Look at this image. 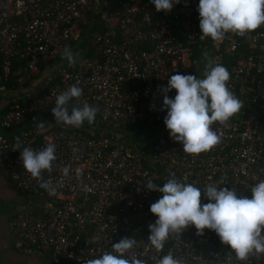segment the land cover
I'll return each mask as SVG.
<instances>
[{
  "label": "built area",
  "instance_id": "obj_1",
  "mask_svg": "<svg viewBox=\"0 0 264 264\" xmlns=\"http://www.w3.org/2000/svg\"><path fill=\"white\" fill-rule=\"evenodd\" d=\"M198 5L180 0L170 12H157L151 0H0V83L12 78L15 84L0 90L20 89L0 125L9 132L0 135V168L24 197L11 226L17 252L46 256L52 264H84L127 237L136 245L125 258L134 254L143 264H157L169 252L181 264H229V246L208 229L197 235L190 225L170 234L160 251L148 240L157 219L150 206L162 196L146 188L148 181L162 186L175 174L202 192L211 184L251 199L252 187L264 180V25L243 36L201 40ZM66 47L79 53L75 65L62 58ZM200 51L227 68V86L243 106L212 125L218 145L193 155L166 129L161 89L176 73L203 78ZM15 57L23 64L13 71ZM71 85L82 95L69 111L87 103L97 109L94 123L55 122L56 96ZM41 122L45 128L37 129ZM157 123L151 142L137 136L141 147L127 142L130 127ZM55 125L61 129L49 133ZM16 142L33 150L55 144L57 159L51 173H43L55 195L23 169L20 151L12 150ZM208 202L202 193L201 204ZM230 264H264V254L239 261L233 253Z\"/></svg>",
  "mask_w": 264,
  "mask_h": 264
},
{
  "label": "clouds",
  "instance_id": "obj_2",
  "mask_svg": "<svg viewBox=\"0 0 264 264\" xmlns=\"http://www.w3.org/2000/svg\"><path fill=\"white\" fill-rule=\"evenodd\" d=\"M180 0H151L157 12H170ZM200 39L211 38L222 41L229 32L237 35L257 30L264 25V0H199ZM79 53L66 47L62 58L69 65H75ZM203 78L194 75L176 73L167 79L164 93L163 109L167 111L164 118L170 137L182 144L187 154L198 155L207 152L220 143V137L212 129L215 122L225 123L242 108L240 101L227 83L230 73L224 66L214 63L207 52ZM176 91L174 98L167 93ZM82 95V89L76 85L69 86L56 96L52 114L55 122L66 126L80 128L85 121L92 124L97 109L85 103L82 107L69 104ZM37 129L45 128L44 123L36 125ZM18 141V138H17ZM13 151H20L23 169L36 179L39 186L56 194V186L50 177L45 180L43 173H51L53 162L57 159L54 143H48L39 150L22 147L19 142L13 144ZM79 149L73 148V153ZM65 177L69 169H63ZM150 191L162 194L161 198L150 206V212L157 217L149 225L150 245L157 251L163 249L164 242L170 234L179 233L188 226H194L197 235L204 230L214 231L222 244L229 246L227 255L229 264L233 259L246 261L250 254H264V180H260L251 189V199L238 197L234 189L208 185L202 190L192 183H184L175 178V174L162 186L151 181L145 184ZM85 191H90L84 186ZM209 202L201 204V195ZM136 245L133 238H122L112 246L111 251L104 252L98 258L88 259L84 264H143L136 255L125 258ZM157 264H181L171 252L157 261Z\"/></svg>",
  "mask_w": 264,
  "mask_h": 264
},
{
  "label": "rangeland",
  "instance_id": "obj_3",
  "mask_svg": "<svg viewBox=\"0 0 264 264\" xmlns=\"http://www.w3.org/2000/svg\"><path fill=\"white\" fill-rule=\"evenodd\" d=\"M198 58L201 63H204L203 52H198ZM202 78V77H199ZM34 81L33 79L29 82ZM34 83V82H32ZM2 85V84H1ZM19 87H10L9 90L0 92V113L2 114V107L4 104H7V107L10 106L12 100L19 93ZM0 117V125L2 117ZM87 122V121H85ZM31 125L25 124V128H29ZM130 132L134 133L139 137L145 138L148 142H151L152 139L147 138L149 135L157 134L159 129L154 127H144V126H135L132 129H129ZM157 131V133H156ZM9 132L3 130L0 126V135H7ZM143 140H138L137 142L142 143ZM8 176L2 168L0 169V264H52L50 258L46 256H25L17 252L13 248V238L11 230V220L15 218L22 211V201L23 197L21 194L14 191L11 184L8 182ZM19 210V211H18ZM14 216V217H13ZM9 219V220H8ZM11 223V224H10ZM76 264V263H68Z\"/></svg>",
  "mask_w": 264,
  "mask_h": 264
},
{
  "label": "trees",
  "instance_id": "obj_4",
  "mask_svg": "<svg viewBox=\"0 0 264 264\" xmlns=\"http://www.w3.org/2000/svg\"><path fill=\"white\" fill-rule=\"evenodd\" d=\"M22 64H23V63H22L17 57H15V58L13 59L12 70H13V71L16 70L17 67L22 66ZM1 84H2V85H4V84H6V85H11V86L15 85L14 82H13V80H12V78H10V79L8 80V83H7V81H6V82H3V81H2ZM9 108H10V106H8V107L4 110V114H5L6 112H8ZM61 125H62V124H61ZM135 126H139V127L144 126V127H147V126L142 125V124L135 125ZM135 126H133V127H135ZM133 127H130L129 129H132ZM160 127H161V124H160V123H157V124L154 126V128H157V130L160 129ZM59 129H61V126L55 125V126L53 127V130L50 131L49 133L56 132V131H58ZM129 129H127V130L129 131ZM129 133L132 134V132H130V131H129ZM156 133H157V131H156ZM136 136H137V135H134V134H133V138H132V137H128V138H127V142L135 143V144H137V146L141 147V146H142V143H141V142H137L139 139L136 138ZM137 137H139V136H137ZM154 137H155V133H154L153 135H149V136H147V138L152 139V140L154 139ZM40 138H41V137H39V139H40Z\"/></svg>",
  "mask_w": 264,
  "mask_h": 264
},
{
  "label": "crops",
  "instance_id": "obj_5",
  "mask_svg": "<svg viewBox=\"0 0 264 264\" xmlns=\"http://www.w3.org/2000/svg\"><path fill=\"white\" fill-rule=\"evenodd\" d=\"M43 77H44V75H41V76H38V77H35L33 80L34 81H32V82H40L42 79H43ZM2 87V85H1V83H0V88ZM10 89V87H8V86H6V88L4 89V90H0V92H2L3 93V91H5V90H9ZM16 97L14 96V98L13 97H11V99L10 100H12L10 103H8L9 105H12V103H13V101H14V99H15ZM7 108V104H4V106L2 107V112L4 113V110ZM2 113V114H3ZM2 114L0 113V117L2 116ZM36 123V122H35ZM26 124H29V125H31V123L29 122V123H26ZM41 137V136H40ZM1 169V168H0ZM2 170H4V169H2ZM5 171V170H4ZM6 172V171H5ZM7 174V173H6ZM8 180V182L10 183V181H9V179H7ZM11 184V183H10ZM12 186V185H11ZM13 188V187H12ZM15 191V190H14ZM22 197H23V195H21ZM24 198V197H23ZM23 207H24V199H23V201H22V209H23ZM19 211V210H18ZM14 217V216H13ZM13 219L14 218H12V220H11V223H12V221H13ZM9 220V219H8ZM10 223V224H11ZM10 233H12L11 232V230H10Z\"/></svg>",
  "mask_w": 264,
  "mask_h": 264
}]
</instances>
